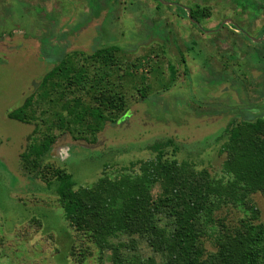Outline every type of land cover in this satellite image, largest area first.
<instances>
[{"label": "rangeland", "instance_id": "rangeland-1", "mask_svg": "<svg viewBox=\"0 0 264 264\" xmlns=\"http://www.w3.org/2000/svg\"><path fill=\"white\" fill-rule=\"evenodd\" d=\"M101 1L0 0V264H116L113 249L100 248L90 230H77L66 219L53 169L72 173L76 188L89 186L105 174L119 176L132 162L154 158L153 145L171 138L169 157L227 180V155L221 151L227 125L244 114L264 112V8H256L257 2L264 7V0H106L99 9ZM198 3L210 13L200 24L178 8ZM158 22L167 35L158 33ZM112 44L121 51L111 68L84 59ZM80 51L85 54L73 55ZM52 53L71 54L70 61L87 67L91 76L109 71L107 80L126 103L116 123L107 121L95 135L82 127L66 131L57 117L66 113L65 99L96 103L91 93L60 76L56 81L62 84L34 104L27 121L9 116L31 94L40 100ZM50 135L55 142L41 166H23L21 154ZM47 166L50 176L45 169L38 173ZM248 199L264 222V194ZM243 216L231 203L215 212V219L228 225ZM132 239L134 246L121 248L119 255L160 262L162 256L145 237L110 238L114 243ZM206 245L215 250L213 239Z\"/></svg>", "mask_w": 264, "mask_h": 264}, {"label": "trees", "instance_id": "trees-1", "mask_svg": "<svg viewBox=\"0 0 264 264\" xmlns=\"http://www.w3.org/2000/svg\"><path fill=\"white\" fill-rule=\"evenodd\" d=\"M105 2L96 7L104 8ZM257 4V9L264 8L262 3ZM178 8L199 24L210 14L199 3L188 8L178 4ZM162 25L158 22L156 26L158 33L165 36L168 32ZM120 51L117 44H112L94 49L88 56L84 51L73 55L85 54L84 59L91 66L103 63V69H107L117 64ZM71 57L69 53L60 57L52 53L48 61L53 66L42 78L40 100L35 93L31 94L9 116L27 121L26 114L34 104H41L44 97L52 96V91L62 84L56 81L60 76L70 86L75 84L91 93L96 103L87 104L81 97L65 99L61 109L66 113L59 111L57 117L66 131L74 132L82 127L95 135L107 121L116 123L119 113L126 110V103L124 95L107 80L109 71L102 74L99 70L91 76L87 67L70 61ZM172 75H176V70L173 69ZM48 84L52 90L46 89ZM225 131L227 139L221 151L227 155L223 164L224 172L229 175L227 180H216L207 169L199 170L189 161L179 162L169 157L167 147L174 144L171 138L153 145L154 158L132 162L133 171L129 168L117 177L105 174L89 186L76 188L72 173L65 168H54L56 193L66 219L77 230L86 233L90 230V237L100 248L113 249L116 264H144V260L137 262L140 257L135 254L131 259L119 255L121 248L135 244L133 239L129 243L110 240L121 235L145 237L150 247L162 256L159 263L150 257L145 264H264V222L259 220L258 208L248 199L255 192L264 194V112L244 114L241 120L229 122ZM54 142L55 137L50 135L30 144L21 154L23 166L37 170L42 155ZM176 150L177 147L174 154ZM139 162V169L135 170ZM47 167L38 173L45 169L50 176L51 168ZM43 177L49 184L51 179L45 174ZM157 186L159 189L154 191ZM225 203H231L245 216L233 225L217 221L215 212ZM207 239L214 240V251L207 249Z\"/></svg>", "mask_w": 264, "mask_h": 264}, {"label": "clouds", "instance_id": "clouds-1", "mask_svg": "<svg viewBox=\"0 0 264 264\" xmlns=\"http://www.w3.org/2000/svg\"><path fill=\"white\" fill-rule=\"evenodd\" d=\"M61 153H62V155H64V156H67V155H68L67 151L64 150V149L61 150Z\"/></svg>", "mask_w": 264, "mask_h": 264}, {"label": "flooded vegetation", "instance_id": "flooded-vegetation-1", "mask_svg": "<svg viewBox=\"0 0 264 264\" xmlns=\"http://www.w3.org/2000/svg\"><path fill=\"white\" fill-rule=\"evenodd\" d=\"M260 13V12H259ZM258 14V13H257ZM257 14H255V15H257Z\"/></svg>", "mask_w": 264, "mask_h": 264}]
</instances>
